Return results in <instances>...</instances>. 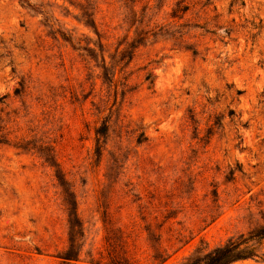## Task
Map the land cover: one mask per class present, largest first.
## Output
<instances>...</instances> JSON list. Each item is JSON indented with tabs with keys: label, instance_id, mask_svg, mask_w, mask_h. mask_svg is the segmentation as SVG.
<instances>
[{
	"label": "rangeland",
	"instance_id": "obj_1",
	"mask_svg": "<svg viewBox=\"0 0 264 264\" xmlns=\"http://www.w3.org/2000/svg\"><path fill=\"white\" fill-rule=\"evenodd\" d=\"M263 226L264 0H0V264H181Z\"/></svg>",
	"mask_w": 264,
	"mask_h": 264
},
{
	"label": "trees",
	"instance_id": "obj_2",
	"mask_svg": "<svg viewBox=\"0 0 264 264\" xmlns=\"http://www.w3.org/2000/svg\"><path fill=\"white\" fill-rule=\"evenodd\" d=\"M108 131L107 125H102L96 132L105 135ZM67 210L69 222L68 248L61 254L63 260H76L79 255L78 239L82 234L80 220L77 215L76 201L71 193H67ZM264 237V226L256 229L250 236L240 235L237 238H230L225 243L206 252H198L189 257L181 264H231L233 262L247 259L255 255V247L250 241L254 238ZM124 243V241H123ZM125 245V243H124ZM112 264H134L130 258L112 255Z\"/></svg>",
	"mask_w": 264,
	"mask_h": 264
}]
</instances>
